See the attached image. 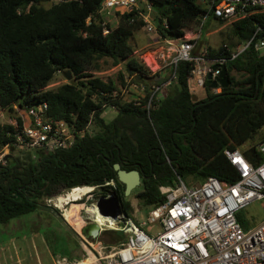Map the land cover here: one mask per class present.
Instances as JSON below:
<instances>
[{"label":"trees","instance_id":"1","mask_svg":"<svg viewBox=\"0 0 264 264\" xmlns=\"http://www.w3.org/2000/svg\"><path fill=\"white\" fill-rule=\"evenodd\" d=\"M47 1L0 0V111L13 113L15 107L46 102L50 117L75 119L78 129L91 121L95 132L84 133L69 149L11 154L5 164L0 163V224L46 207L44 198L62 189L102 185L111 179L116 182L122 212L131 216L133 208L115 163L139 171L141 183L134 197L149 210L164 201L159 186L173 185L177 177L186 184L201 183L208 176L236 181L239 174L224 155L225 149H240L253 165L263 161L257 144L264 140V53L247 48L228 61L230 86L219 93L206 87L202 99L190 89L194 63L181 61L171 90L153 99L148 112L147 87L138 101H121L119 95L111 96L119 90L113 79L104 81L91 73L98 68V60L109 57L114 64L125 63V72L118 74L121 85L125 73H136L135 80L147 81L149 70L133 55L130 44L133 32L144 25L138 10L119 15L112 26L103 24L98 13L102 0L44 7ZM148 1L160 7L155 16L158 31L174 40L185 39L186 29L200 16L213 15L205 0ZM231 25L229 37L237 38V43L250 39L258 28L259 36L264 33V9H251ZM103 28L109 29L107 35ZM202 41L199 45H204L209 57L230 56L236 47L232 42L215 48ZM66 71L72 73L75 85L69 81L46 89L56 73ZM110 105L116 114L105 121L102 114ZM11 130L10 125H0V150L12 138L7 135ZM237 219L245 227L239 214ZM109 233L115 236L117 231Z\"/></svg>","mask_w":264,"mask_h":264},{"label":"built area","instance_id":"2","mask_svg":"<svg viewBox=\"0 0 264 264\" xmlns=\"http://www.w3.org/2000/svg\"><path fill=\"white\" fill-rule=\"evenodd\" d=\"M69 1L81 0H49L47 3L53 5ZM139 1L102 0L98 13L105 24L110 23L112 10L117 19L125 12L138 10L137 15L144 21L143 27L155 36L154 42L164 51L160 57L166 60L155 70L149 71L145 83L134 79L136 73H125L124 85L112 92L114 98L118 95L124 98L129 94L133 98L128 101H138L147 87L149 98L145 107L149 112L153 99L163 98L161 93L164 89L177 80V66L181 61L194 63L191 69V90L193 87H209L211 93H219L222 90L219 83L217 87L206 85L209 73L211 81H216L221 66H226L228 61L247 48L264 53V33L258 36V28L250 39L239 43L230 56L209 57L205 47L199 45L202 23L199 32L189 38L174 40L163 37L148 17L153 4L143 0L145 7L140 8ZM205 1L213 16L225 20L246 16L251 9H264V0ZM133 21L134 18H131L130 22ZM162 27L167 28L166 22L162 23ZM108 32V28H103V35ZM223 46L227 48V45ZM214 65H218L215 70ZM107 107L115 110L113 105ZM48 108L46 102L25 109L15 107V111H20V114L0 124L12 127L7 134L12 138L0 150L1 164H5L11 154L37 150L47 154L69 149L84 133L92 134L91 121L84 128L78 129L75 119H54L49 116ZM257 149L263 157L258 165L249 162L240 149L224 150V155L239 174V178L232 183L208 176L201 183L189 186L177 177L173 185L159 186L164 201L150 208L146 219L142 221L125 214H121L117 220L99 214L96 201L100 196L115 194L117 185L113 179L102 185L81 184L62 189L59 193L46 196L44 204L55 212H61L63 216L72 204L81 205L78 215L85 212L91 218H83L80 228L94 218L100 225L99 234L105 230L122 231L125 234L121 242H97L95 247L93 239L79 233L83 242L94 249L95 260H104L103 264H264V219L253 227H243L237 219L241 209L254 200L264 199V140L257 144ZM95 214L105 220L101 221ZM57 263L81 264L82 261L67 263L64 258Z\"/></svg>","mask_w":264,"mask_h":264},{"label":"rangeland","instance_id":"3","mask_svg":"<svg viewBox=\"0 0 264 264\" xmlns=\"http://www.w3.org/2000/svg\"><path fill=\"white\" fill-rule=\"evenodd\" d=\"M203 4L205 5V3ZM42 5L44 7L50 6L47 2H44ZM138 5L140 8L145 7L143 0H140ZM159 9V6L153 4L152 11L148 16L154 24H156L155 16ZM110 18V24L116 26L118 19L115 17L114 10H112ZM232 21L233 19H224L221 21L212 14L207 13L200 16L198 21L191 24L186 31L192 36L199 32L202 23L201 32L203 39L207 41L206 45L217 48L223 43L232 44L233 42L234 44L236 43L235 46H237L240 43H237V38L233 36L231 38L229 37L232 35ZM185 38H188V36L186 35ZM154 40L155 36L148 33L143 26L135 30L130 38V44L133 47V55L138 58L149 71L155 70L165 61V58L160 57L164 52L162 47L158 46ZM124 69L125 63L123 60L114 64L112 58L103 57L98 60V68L91 73L102 78L104 81L113 79L118 86H120L121 83L118 79V74L119 72H125ZM72 79H74V77ZM71 80H67L64 73L58 72L54 75L46 89H55L59 85ZM171 88L170 86L164 89L161 96L164 97ZM191 91L197 99L205 98L207 95L206 88L193 87ZM140 95H142V92ZM132 98L133 96L128 94L126 97L121 98V101H128ZM1 112L0 124L10 117H15L20 114V111H14L13 113H9L8 111ZM115 114V110L107 107L102 117L105 121H110ZM91 130L93 134L95 131H93V128H91ZM245 147H248V144H246ZM20 155L22 156V154ZM196 184V181H191L190 184L187 185L193 186ZM139 186L134 188L130 194L125 197L131 202L133 208L132 217L138 221L145 220L148 212V210L140 207L134 197L135 193L139 190ZM64 216H66L67 219L69 218L66 211ZM64 216L61 212L50 215L45 211L44 207L40 206L30 214L11 219L7 224H0V264H58L57 262L64 258L67 263L88 259L89 264H103L104 260H95L94 249L85 244L79 236L81 228L75 229V226H71ZM79 216L82 219L85 213L82 212ZM239 216L241 217V221L245 224V227H253L259 224L264 219V199L252 201L241 209ZM87 217L90 219V216ZM81 223L80 221V224ZM109 231L111 230L102 232L93 239L95 247L97 242L115 244V239L117 242H121L125 239V234L122 231H118L115 236L109 233Z\"/></svg>","mask_w":264,"mask_h":264},{"label":"water","instance_id":"4","mask_svg":"<svg viewBox=\"0 0 264 264\" xmlns=\"http://www.w3.org/2000/svg\"><path fill=\"white\" fill-rule=\"evenodd\" d=\"M218 65L213 66V70L217 69ZM67 80H71L73 75L70 71L64 73ZM72 84H76L77 81L72 79ZM220 84L222 88H227L231 84L229 78L227 67L225 65L221 66L219 76L216 81H211V74L207 76L206 85H211V87H217V84ZM7 159V157H6ZM114 170L117 172L118 180L124 185V195L127 197L130 192L138 187L141 183V175L138 170H126L121 167L119 163L113 165ZM96 206L98 208L99 214L104 217H109L113 220H117L122 212V204L118 199L116 194H112L109 197L100 196L96 201ZM80 232L87 238H94L100 232V225L92 218L86 225H84Z\"/></svg>","mask_w":264,"mask_h":264},{"label":"bare ground","instance_id":"5","mask_svg":"<svg viewBox=\"0 0 264 264\" xmlns=\"http://www.w3.org/2000/svg\"><path fill=\"white\" fill-rule=\"evenodd\" d=\"M166 60V59H165ZM81 205L72 204L70 210H66V213L68 214L69 218L66 220L69 221L73 226H75V229L80 228V216L78 215V210L80 209ZM66 215V214H65ZM94 217V216H93ZM95 217L100 219L101 221L105 220L104 217H101L99 214H95ZM111 221V219H110ZM112 222V221H111ZM89 264L88 259L82 260L81 264Z\"/></svg>","mask_w":264,"mask_h":264},{"label":"crops","instance_id":"6","mask_svg":"<svg viewBox=\"0 0 264 264\" xmlns=\"http://www.w3.org/2000/svg\"><path fill=\"white\" fill-rule=\"evenodd\" d=\"M188 36V38L191 36V34H189L187 31L185 32V36ZM201 38H202V42H203V44H206L207 43V41L206 40H204L203 39V36H202V33H201ZM204 46V45H203ZM44 209H45V211L48 213V214H53V215H55L57 212H55V211H53V210H51L50 208H48V207H44ZM85 213V212H84ZM87 216H90V218H91V215H89V214H87V213H85V216L84 217H82V219L84 218L85 219V217H87ZM132 216V215H131ZM66 219V218H65ZM82 219H80V221L82 222ZM67 221V220H66ZM138 221V220H137ZM140 221H142V220H140ZM83 224V222L81 223V225ZM80 225V226H81ZM112 231H114V230H112ZM118 232V231H117ZM97 237V236H96ZM95 238V237H94ZM94 238H91V239H94ZM115 243H117V241L115 240Z\"/></svg>","mask_w":264,"mask_h":264}]
</instances>
